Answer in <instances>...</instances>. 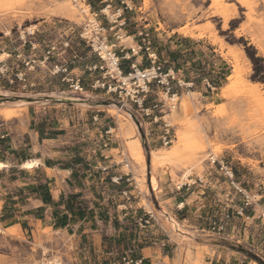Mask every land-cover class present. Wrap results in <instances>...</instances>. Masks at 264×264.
<instances>
[{
    "label": "rangeland",
    "instance_id": "1",
    "mask_svg": "<svg viewBox=\"0 0 264 264\" xmlns=\"http://www.w3.org/2000/svg\"><path fill=\"white\" fill-rule=\"evenodd\" d=\"M50 1L60 0H8L0 8V67L7 68L0 71V107L14 109L9 116L0 110V151L19 161L27 157L30 121L29 133L41 146L53 145L72 172L56 202L51 179L42 173H0V264H41L53 257L63 264H122L124 256L142 264H264V0H125L121 33L129 40L118 45H139L138 33L145 31L161 62L184 69L194 83L192 93L173 104L177 116L168 115L174 131L169 146L133 106L101 92L72 94L47 70L22 66L32 52L24 41L36 45L39 58L49 40L59 46L67 36L79 57L71 68L87 78L84 66L93 58L78 33L88 11L76 9L80 21L71 22L46 14ZM73 3L83 10L89 4L90 13L102 7L98 0ZM26 28L34 35L20 38ZM145 55L130 63L146 67ZM192 94L196 100L187 115L181 105ZM14 97L41 102L16 105L8 100ZM135 139L143 161L126 152ZM180 143L176 160L150 165V151L167 154ZM194 157L200 163L192 165ZM30 179L33 185L18 184ZM33 194L43 206L31 205ZM170 209L185 220L173 218L187 238L160 218V211L171 218ZM52 223L54 229L69 227L70 236L46 227ZM212 223L223 225V232L211 231Z\"/></svg>",
    "mask_w": 264,
    "mask_h": 264
},
{
    "label": "built area",
    "instance_id": "2",
    "mask_svg": "<svg viewBox=\"0 0 264 264\" xmlns=\"http://www.w3.org/2000/svg\"><path fill=\"white\" fill-rule=\"evenodd\" d=\"M86 1L97 0H80L83 3ZM98 1L102 7L97 13H90L91 6L87 5L90 17H86L78 33L79 40L89 48L93 58L84 66V72L87 73L85 80L71 68V64L79 61V57L72 51V42L67 36H62L59 46L49 40L41 49L39 58L33 53L36 45L31 43V40L24 41V44L28 42L31 46L32 52L30 56L21 60L22 66L27 70H47L72 94H82L86 90L101 92L133 106L135 115L148 127L157 128V139L163 146H168L174 139L173 128L165 119L170 110L169 106L178 102L181 96L190 93L194 83L186 79L181 69L166 67V62H161L152 50L151 40L145 31L138 33L139 45L136 44L129 50L119 46V40L125 38L121 31L125 25L123 10L128 6L125 0H121V4H125L124 8H112L109 3L111 0ZM80 12L83 15L86 13L85 9H80ZM19 35L20 38H26L33 36L34 32L26 28ZM142 51L146 54L147 66L144 68L138 66L140 64L136 62L130 63V60ZM18 57L21 58V55ZM122 62H127V67H124ZM6 69L5 66L0 67L1 72ZM22 78L23 75L20 74L19 79ZM203 83L210 88L206 79ZM210 230L216 233L223 232L224 226L212 223ZM121 263L142 264V260L124 256Z\"/></svg>",
    "mask_w": 264,
    "mask_h": 264
},
{
    "label": "crops",
    "instance_id": "3",
    "mask_svg": "<svg viewBox=\"0 0 264 264\" xmlns=\"http://www.w3.org/2000/svg\"><path fill=\"white\" fill-rule=\"evenodd\" d=\"M57 17H61V16H57ZM61 18L65 19L64 17H61ZM65 20H67V19H65ZM68 21H70V20L68 19ZM71 22H73V21L71 20ZM181 70L184 71V69H181ZM184 76L186 77L185 73H184ZM30 125H31L30 121H26V126H27L26 133L28 135H30L29 136L30 137L29 138L30 139V148L28 151L29 155L27 157L20 159V161H19L17 159V157L14 156L13 154H10L8 150L7 151L6 150L0 151V162L3 164V168L0 169V173L7 172L11 168H16L20 171H24L25 173H28L29 175H34L36 172L42 173L45 178L51 179L50 183L48 182L49 183L48 185L51 187L50 193L52 194V201L56 202L59 200V195L61 194V190H65L67 188L66 182H67L69 176L71 175L72 170H70L68 167L62 166V163L60 162V160L58 158L59 154H58V152L55 151L53 145H52V147H51V145H48V144L41 146L38 143L37 134L36 133H32V134L29 133ZM23 136L24 135L21 136V139H23ZM12 141L14 142L16 148L21 147L22 142H21V140H19V138H14ZM31 160L38 161V165L37 166H31L29 168H26L23 166V164L26 161H31ZM18 184L28 186L30 184L33 185L34 182L30 179L28 182L22 181V182H18ZM26 186L24 187V191L26 189ZM28 200L31 203V205H33V207L43 206L42 199L36 194H33L32 198H30ZM171 201H172V198L167 200V202H169V203H171ZM3 204H4V200H3V198L0 197V206L2 207ZM169 205H171V204H169ZM169 212H170V216H171L170 219H172V220L176 219L181 223L183 221H185V220L178 219V217L176 215H174L173 209H170ZM25 218H27L31 221V219H30L31 217H25ZM16 225H19V224L17 223L14 226H16ZM16 227H18V226H16ZM46 227L54 229V224L52 223V225L50 224V225H47ZM69 230H70L69 227H67L66 225L60 229H54V231L60 233V235L62 237L70 236Z\"/></svg>",
    "mask_w": 264,
    "mask_h": 264
},
{
    "label": "bare ground",
    "instance_id": "4",
    "mask_svg": "<svg viewBox=\"0 0 264 264\" xmlns=\"http://www.w3.org/2000/svg\"><path fill=\"white\" fill-rule=\"evenodd\" d=\"M5 1H8V0H0V8H2L6 2ZM48 2V1H47ZM71 3H73L71 1ZM71 3L68 1V0H60V1H50V6H49V9L46 10V14L50 15V16H61V17H64L65 19H69L70 21H80V18L78 16V13L77 11H75L76 9L80 10V6H78L77 3H73V5L75 6V9L73 8V5H71ZM77 7V8H76ZM86 8L85 12H87V6H84ZM82 19V18H81ZM31 29V28H30ZM126 40H129V38H125ZM254 89V88H252ZM248 91V90H247ZM250 91V90H249ZM257 92V90L255 91V93ZM192 93V92H190ZM188 93V94H190ZM247 93V92H246ZM250 92H248L249 94ZM186 94V95H188ZM252 94V92H251ZM254 94V93H253ZM252 94V96H253ZM185 95V96H186ZM184 96V97H185ZM55 99H59L61 98L60 95H56L54 96ZM35 99V98H34ZM181 99V98H179ZM188 99V98H187ZM260 100V98H258ZM10 100V103H17L16 105H20L21 103L24 105V104H35L36 102H41L40 100L38 101H32V100H28V99H16L15 97L14 98H11V99H8ZM195 95L192 94L191 97L189 98V101L188 102H183V104L181 105L182 106V109L185 113L190 114L189 112L191 111V109H193L194 107V101H195ZM258 100V101H259ZM262 100V99H261ZM264 102V101H263ZM177 103V102H176ZM174 104V103H173ZM171 104L169 106L170 110L168 112V114L165 116V119L170 123V119L169 117L171 118H174L175 116H177V109L176 108L177 106ZM173 105V106H172ZM180 105V104H179ZM172 106V107H171ZM126 107V106H125ZM0 110H6L8 116L12 114V112L14 111L13 108H9L7 107L6 104H3L1 107H0ZM116 111H120L119 109L116 108ZM171 111V114L169 115ZM196 111V110H194ZM5 112V111H4ZM192 113V111H191ZM128 115V114H127ZM169 115V117H168ZM7 116V115H5ZM7 116V117H8ZM130 118V116H129ZM195 126V125H193ZM196 128V127H195ZM133 129V128H132ZM197 129V128H196ZM134 130V129H133ZM181 135V134H180ZM180 135H178L180 137ZM182 136V135H181ZM183 138V137H182ZM181 138V139H182ZM174 141V139H173ZM172 144V143H171ZM169 146V145H168ZM182 150V144L180 143L179 145H177L175 148L171 149V151H169L167 154H159L158 152H154V151H150L149 152V163L150 165H153L156 166L157 163H161V162H172L173 160H176L175 158L177 157V153ZM126 152L129 153V155L132 157H135V156H141V160L143 161L144 160V155H143V150H142V147H141V144H140V141L138 139H135L133 140L132 142L128 141L127 143V148H126ZM198 154V153H197ZM196 154V155H197ZM213 158H211L212 160ZM201 161V158L199 157H194V158H191L190 159V163L192 165H196L197 163H200ZM190 164V165H191ZM38 165V161H35V160H31V161H26L23 166L26 167V168H29L31 166H37ZM148 166V165H147ZM3 168V164L0 162V169ZM145 168V167H143ZM151 168V167H150ZM146 169V168H145ZM150 185H151V189L152 191H155L157 189V182L156 180L152 177L151 181H150ZM181 187V186H180ZM179 187V188H180ZM159 214V213H158ZM160 218H163L165 220V222L168 224L170 230L178 237L180 238H187L185 236V234L183 233V231L180 229V227L177 225V223L166 217V214L164 211H160V214H159ZM201 238V237H200ZM36 264H40V263H36ZM41 264H63L60 262V260L56 257H53L51 260L50 259H43L41 261Z\"/></svg>",
    "mask_w": 264,
    "mask_h": 264
},
{
    "label": "water",
    "instance_id": "5",
    "mask_svg": "<svg viewBox=\"0 0 264 264\" xmlns=\"http://www.w3.org/2000/svg\"><path fill=\"white\" fill-rule=\"evenodd\" d=\"M56 102H59V101H56Z\"/></svg>",
    "mask_w": 264,
    "mask_h": 264
}]
</instances>
